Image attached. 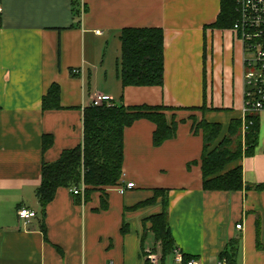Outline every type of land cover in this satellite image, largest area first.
<instances>
[{
	"label": "crops",
	"instance_id": "1",
	"mask_svg": "<svg viewBox=\"0 0 264 264\" xmlns=\"http://www.w3.org/2000/svg\"><path fill=\"white\" fill-rule=\"evenodd\" d=\"M221 4L0 0V264H264V189L255 187L264 183V110L255 153L240 162L250 189L204 188V139L193 128L194 120L218 122L223 136L244 114V43L232 26L216 25ZM126 27L163 29L161 85L123 87L120 56L109 66ZM54 84L59 107L44 108ZM98 94L127 106H163L167 122H178L176 135L157 146L155 122L137 119L124 131L120 177L134 187L93 189L88 199L85 190L59 187L43 209L42 166L82 143L84 112ZM162 190L175 248L189 261L174 251L173 260L163 258L151 230V217L164 210ZM23 207L36 216L21 218ZM155 250L152 262L147 255Z\"/></svg>",
	"mask_w": 264,
	"mask_h": 264
},
{
	"label": "trees",
	"instance_id": "2",
	"mask_svg": "<svg viewBox=\"0 0 264 264\" xmlns=\"http://www.w3.org/2000/svg\"><path fill=\"white\" fill-rule=\"evenodd\" d=\"M237 18L236 0H222L216 25L230 27ZM120 40L118 76L123 87L161 85L165 71L163 29L126 27L121 31ZM43 107H59V85L54 84L49 89L43 98ZM140 118L155 122L153 141L157 146L176 135L178 122H167L163 106H127L112 101L110 104L105 102L87 107L84 112L82 143L64 150L57 161L46 162L42 166V180L37 188V197L43 209L54 198L59 187L73 189L84 183L88 199L91 190L116 185L121 177L124 161L125 128ZM247 122L248 130L243 133V120L233 119L228 132L221 136L220 123L205 119L198 122L194 120V131H201L204 139L201 164L205 189L235 191L252 188L244 182L240 162L245 156L255 153L260 133L259 113L250 112ZM255 187L264 189V183ZM158 194L162 196L164 210L151 217V230L160 243L162 256L165 258L173 253L175 240L168 223L167 193L162 190L157 191ZM231 253L227 251L223 256L232 258ZM188 259L184 254L183 260L189 261Z\"/></svg>",
	"mask_w": 264,
	"mask_h": 264
},
{
	"label": "built area",
	"instance_id": "3",
	"mask_svg": "<svg viewBox=\"0 0 264 264\" xmlns=\"http://www.w3.org/2000/svg\"><path fill=\"white\" fill-rule=\"evenodd\" d=\"M238 18L232 26L237 38L244 43L245 48V106L243 114V133L248 130L247 115L250 112H261L264 110V0H236ZM1 14V5H0ZM80 69L74 68L72 73H80ZM112 99L104 94H98L92 100L93 105L112 103ZM134 182H126L120 179L118 189L124 193L127 189L134 187ZM74 194H84L85 185L74 187ZM18 215L27 220L36 216V212L23 207L18 210ZM242 224H237L241 228ZM177 260H183V254L179 248L174 249ZM147 258L152 262L157 259L156 254L148 252ZM188 264H196L189 261Z\"/></svg>",
	"mask_w": 264,
	"mask_h": 264
},
{
	"label": "rangeland",
	"instance_id": "4",
	"mask_svg": "<svg viewBox=\"0 0 264 264\" xmlns=\"http://www.w3.org/2000/svg\"><path fill=\"white\" fill-rule=\"evenodd\" d=\"M119 56H120V53L118 52V46H117V48H116V46L113 47L112 51H111V54H109V56L107 57L108 64H110L109 66H113L114 67L116 65V63H117V59H118ZM159 252L160 251H158V250H155L154 252L151 251V253L156 254V256H158ZM173 257L174 256L172 254H169L166 258L169 259V260H173L174 259Z\"/></svg>",
	"mask_w": 264,
	"mask_h": 264
}]
</instances>
